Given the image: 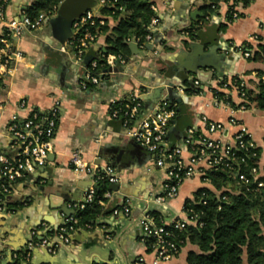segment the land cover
Returning <instances> with one entry per match:
<instances>
[{
    "label": "crops",
    "instance_id": "obj_1",
    "mask_svg": "<svg viewBox=\"0 0 264 264\" xmlns=\"http://www.w3.org/2000/svg\"><path fill=\"white\" fill-rule=\"evenodd\" d=\"M32 1L8 0L4 18L20 19ZM150 2L159 19V25L150 32V41L145 46H137L140 53L132 49L127 63L116 65L115 57L107 56L110 68L102 72L97 85L90 84L89 88L85 83L86 69L96 63L98 55L106 53L109 32L97 34L81 65L74 62L71 52L60 50L70 39L72 28L70 32L55 29L51 21L56 13L36 32L26 33L12 42V49L20 57L3 70L0 79V154L8 152L7 125L12 115L24 119L34 110L55 111L57 125L53 149L44 166L11 187L8 199L13 207L0 211V234L4 232L0 264H9L11 248L19 251L28 243L42 239L58 242L55 230L64 218L55 206L63 203L71 213L73 205L83 201L91 184L90 177L73 171L70 154L75 149L99 167H113L119 176L118 190L112 191L111 199L105 204L106 214L99 224L78 230L68 246H60L54 253L59 257L56 264H130L139 256H143L145 264H152L153 253L140 242L138 219L153 213L163 224L184 219L186 202L193 201L200 189L213 190L210 183L192 177L182 181L176 198L155 202L162 191L164 171L155 165L152 153L126 135L121 120L110 115L112 105L130 100L131 95L141 91H149L142 97L147 112L163 93L169 101L181 102L183 114L173 121L167 134L170 146L177 145L189 128L203 133V117L227 123L233 116L247 128L261 150L259 167L264 177V111L253 105L243 107L244 102L233 88L234 80L240 79L252 89L258 75L264 74V64L249 61L235 50L249 52L247 46L255 48L258 38H264V0H250L245 6L242 0L221 2L205 18H193L191 13L197 10L204 15L208 0ZM99 8L95 13L112 28L116 22L101 14ZM231 9L238 14L236 19H232ZM190 27L194 30L192 40L183 35V30ZM186 78L190 84L199 82L194 94L182 95L167 88L183 85L182 80ZM157 90L160 92L154 99ZM216 90L230 95L228 106H214L213 91ZM21 102L23 108L19 106ZM126 198L130 200V217L113 215L111 207ZM194 250V246L187 244L176 257L160 264H186L187 253ZM43 257L41 254L40 258ZM35 261L37 257L31 255L20 264Z\"/></svg>",
    "mask_w": 264,
    "mask_h": 264
},
{
    "label": "built area",
    "instance_id": "obj_2",
    "mask_svg": "<svg viewBox=\"0 0 264 264\" xmlns=\"http://www.w3.org/2000/svg\"><path fill=\"white\" fill-rule=\"evenodd\" d=\"M7 2L8 0H0V79L3 70L20 57V54L12 49V42L18 41L26 33L36 32L48 18L56 13V11L52 14L42 13L35 19H30L24 15L20 19L7 21L4 18V7ZM97 2L98 7L104 4V0H97ZM230 14L232 19L238 17L234 9L230 10ZM103 23L95 11L86 12L72 24V35L60 47V50L71 52L74 62L81 65L85 53L94 45L97 38V34H93L91 28L96 24L103 25ZM158 25L159 19L155 16L148 26L149 32ZM183 35H186V32H183ZM150 38L149 34L145 40L150 41ZM132 41L141 47L137 39H132L130 43ZM235 50L243 57H249V52H243L240 49ZM120 63H124V61L121 60ZM91 67L95 68L96 63H93ZM84 76L85 83L89 82L94 86L98 84L99 78L91 76L87 70ZM85 83L83 87H85ZM192 87L194 92H197L199 82L194 81ZM167 88L182 95H190L182 85ZM233 88L238 98L244 102L245 82L236 79ZM148 94L149 91H141L131 95L129 101L132 104H125L122 110L110 111V115L112 118L118 119V115L122 114L121 123L126 130V135L140 148L152 153L155 157V165L164 171L162 191L154 199L156 203H164L166 200L176 198L179 186L185 179L199 177L203 182H208L206 177L208 172L232 170L240 165H245L249 158H258L255 161L257 166L250 168L248 176L238 170L234 177L238 184L250 187V191L262 187V178L264 177L261 175L259 167L262 154L258 157L256 150L259 147L243 124L233 116L228 119L227 123L208 121L203 117L202 121L205 124L203 133L197 129L189 128L177 145L170 146L167 141V134L174 121L177 104L169 101L167 94L163 93L150 111L138 115L142 97ZM213 96L214 106H228L231 100L230 95L222 94L217 90L213 91ZM19 106L23 108L24 103L21 102ZM56 125L55 111L41 113L34 110L24 119H19L17 115L10 117L7 125L8 152L0 154V193L9 195L11 183L24 181L38 168L44 166L47 156L53 149ZM214 135L219 136L214 137ZM70 163L74 172L91 178V184L84 193L83 201L78 205H73V208L82 210L85 204L92 201L96 183L105 182L112 185L119 181V176L113 167L110 165L99 167L93 164L83 157L82 151L79 149L71 152ZM111 196L112 191L110 190L103 194L107 202ZM222 199L224 200L225 197ZM101 204L105 206L106 203ZM3 210L0 208V211ZM111 211L113 215L121 214L126 218L130 217V200L126 198L115 204L114 207H111ZM183 213L184 219L176 220L171 224L157 225L150 215L138 219L140 242L153 253L152 264L168 261L177 253V232H181L189 226H202L199 214L186 205L183 207ZM62 216L64 218L63 223L55 230L57 243L50 239L30 242L22 250L12 252L9 264H14L17 260L28 261L33 248H46L49 253L54 254L60 246H68L71 243V236L78 231L74 227L77 219L72 215ZM130 264H145V260L143 256H139L133 259Z\"/></svg>",
    "mask_w": 264,
    "mask_h": 264
},
{
    "label": "trees",
    "instance_id": "obj_3",
    "mask_svg": "<svg viewBox=\"0 0 264 264\" xmlns=\"http://www.w3.org/2000/svg\"><path fill=\"white\" fill-rule=\"evenodd\" d=\"M63 0H33L27 7L25 16L35 19L38 15L52 14L56 11ZM230 0H208L206 9L210 14L215 12L221 2L229 3ZM250 0H242L247 5ZM150 0H104L99 12L113 18L116 22L112 28L96 24L91 28L93 34H106V53L98 55L96 67L91 65L87 71L91 76L100 77L103 71L110 68L107 63V56L115 57V64L120 61L127 63L132 51L129 43L137 39L138 44L145 46V37L150 34L148 26L155 14L151 9ZM205 12V13H206ZM187 38L192 40L193 28H186ZM1 47V46H0ZM249 50V61L264 64V38L259 37L255 48L247 46ZM239 83V82H237ZM86 88L91 85L86 82ZM190 95L194 92L192 84L185 81L182 85ZM220 96V95H219ZM221 97V96H220ZM172 102V101H171ZM231 102V100H230ZM125 104H132L129 100L117 102L112 105L111 110L123 109ZM255 106L257 110L264 111V74H259L258 79L253 82L252 89H244L243 107ZM145 103L142 100L138 115L146 113ZM183 114L181 102L177 103L174 120L179 119ZM122 120V114L118 115ZM258 157L261 150H256ZM258 159V158H256ZM256 159H247L245 165H240L232 170H218L208 172L206 177L213 190L200 189L193 201H187L186 206L198 213L202 226H189L187 229L176 233L178 246L176 257L181 249L190 244L196 248L186 255V264H264V178L260 188L250 191V187L238 184L234 175L239 170L249 175V170L255 164ZM16 181L11 183H20ZM109 191V185L105 182H98L94 186V197L91 202L85 204L82 210L72 208L70 215L75 216L77 223L74 227L77 230L93 228L99 224L106 214L105 206L107 199L103 197ZM225 197L223 200L222 198ZM101 202V203H99ZM204 202V203H202ZM13 205L8 195L0 193V208L10 210ZM157 225L163 224L157 214L150 215ZM151 252L150 249H146ZM17 260L14 264H20Z\"/></svg>",
    "mask_w": 264,
    "mask_h": 264
},
{
    "label": "water",
    "instance_id": "obj_4",
    "mask_svg": "<svg viewBox=\"0 0 264 264\" xmlns=\"http://www.w3.org/2000/svg\"><path fill=\"white\" fill-rule=\"evenodd\" d=\"M98 8V2L97 0H63L60 5L58 6L56 10L55 18L51 21V24L55 26V29H64L68 32H70L72 24L81 18L86 12L88 11H94ZM209 15L208 12H206L204 15H201L198 13V11H192L191 17H207ZM49 20L47 19L45 23H47ZM130 49L136 53H140L141 51L138 49L137 45L135 43L129 44ZM148 47V46H147ZM184 81H190L189 78L183 79ZM182 85V84H180ZM159 90L155 91L156 94H154V99H156L159 95ZM109 190L116 192L118 190L117 184L109 185ZM55 209H59L64 216H69L70 211L67 209V207L64 206V204H60L58 206H55ZM64 220V219H63ZM63 223V222H62ZM4 233V232H3ZM0 234V243L3 242L4 234ZM41 240V239H39ZM31 241V239L29 240ZM3 244V243H2ZM4 245H7L5 242ZM8 247V245H7ZM13 249L11 248L9 256L11 260V254ZM59 252V251H58ZM43 254L44 257L40 258V255ZM31 255L37 257V261L32 262V264H56L58 262V258L55 254H51L47 251L46 248H33L31 251ZM42 259L41 261H39ZM10 263V262H9ZM27 264V263H22Z\"/></svg>",
    "mask_w": 264,
    "mask_h": 264
}]
</instances>
